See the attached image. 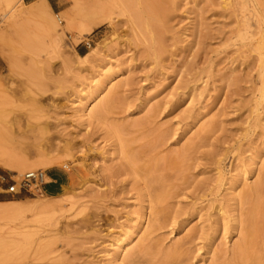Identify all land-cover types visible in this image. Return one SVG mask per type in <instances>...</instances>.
Segmentation results:
<instances>
[{
	"label": "rangeland",
	"instance_id": "1",
	"mask_svg": "<svg viewBox=\"0 0 264 264\" xmlns=\"http://www.w3.org/2000/svg\"><path fill=\"white\" fill-rule=\"evenodd\" d=\"M0 147V264H264V0H0Z\"/></svg>",
	"mask_w": 264,
	"mask_h": 264
},
{
	"label": "bare ground",
	"instance_id": "2",
	"mask_svg": "<svg viewBox=\"0 0 264 264\" xmlns=\"http://www.w3.org/2000/svg\"><path fill=\"white\" fill-rule=\"evenodd\" d=\"M44 6H47V7H50V4L47 2V1H44V4L43 5H34L33 7H34V10L36 11V12H41L42 11V8L44 7ZM19 12V11H18ZM55 24L56 23H53V22H51L50 23V26L55 30ZM57 25V24H56ZM110 75L111 74H108V76H107V78L108 77H110ZM100 82V81H99ZM96 87V86H95ZM100 85H98V87H97V89H95L94 90V92H92V93H90V94H88V96H86V100H85V102L84 103H81V101H82V99H83V97L82 98H80L79 99V108H78V110L80 111V117H84L85 115H88V112L90 111V107H89V101L90 100H92V95H94L93 93H95V92H97L99 89H100ZM86 94V93H85ZM84 101V100H83ZM13 122V121H12ZM15 122V121H14ZM13 124V123H12ZM11 124V125H12ZM1 126H3V125H1ZM11 127V126H10ZM1 148V147H0ZM3 149V148H2ZM4 150V149H3ZM3 150H1L0 149V165L1 166H3V167H6V168H19V170H20V168H27L28 167V162L27 161H25V159H22V158H16V156H13V155H7L5 152H3ZM5 151V150H4ZM33 167V166H32ZM31 168V167H30ZM261 203V202H260ZM264 203H262V205H263ZM43 206V205H42ZM260 206V205H259ZM44 208H45V206H44ZM259 208H261V206L259 207ZM12 209V208H11ZM263 210V209H262ZM7 211H9L8 209H6V208H4V209H2V210H0V212H1V214L2 213H5V212H7ZM13 211V210H12ZM2 216V215H1ZM264 229V228H263ZM130 232V231H129ZM135 234V231H132V232H130L126 237H125V239L124 240H122V241H120L119 243H118V245L117 246H115V252H117V253H119V251L120 250H125L126 251V249H127V247H128V245L131 243V241L133 240V235ZM134 241V240H133ZM114 244V243H113ZM252 253V252H251ZM249 256H251V257H253V258H251V259H253V260H255L256 259V257L254 256V254H252V255H249ZM115 260H117V254H115V255H113L111 258H110V261L111 262H114ZM118 261V260H117Z\"/></svg>",
	"mask_w": 264,
	"mask_h": 264
},
{
	"label": "built area",
	"instance_id": "3",
	"mask_svg": "<svg viewBox=\"0 0 264 264\" xmlns=\"http://www.w3.org/2000/svg\"><path fill=\"white\" fill-rule=\"evenodd\" d=\"M45 183V173L41 169L30 170L23 174L18 182H13L8 186L7 190L11 193L34 192L40 191Z\"/></svg>",
	"mask_w": 264,
	"mask_h": 264
}]
</instances>
